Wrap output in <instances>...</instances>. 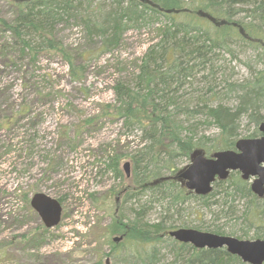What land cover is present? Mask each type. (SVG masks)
Masks as SVG:
<instances>
[{"label":"trees","instance_id":"1","mask_svg":"<svg viewBox=\"0 0 264 264\" xmlns=\"http://www.w3.org/2000/svg\"><path fill=\"white\" fill-rule=\"evenodd\" d=\"M7 1L13 5V15L0 17V28L10 34V56L34 60L41 55L59 56L74 80H81L85 72L77 60L92 56L87 58V52H71L65 46L57 34L62 23H82L86 38H99L98 52L119 46L131 28L158 29V40L147 47L134 79L118 80L114 86L116 101L103 110L112 118H123L130 131H141L143 143L131 154L130 177L120 170L121 154L109 157L108 168L125 177L120 194L126 201H136L137 207L134 217L117 214L106 227V236L117 234L123 239L118 243L109 239L111 249L103 255L110 257L113 264H160V254L164 255L161 245L168 244L173 258L163 264H247L226 248H197L174 239L169 231L188 226L182 214H189L187 203L201 200L207 205H226L230 197L239 195L249 204L243 215L247 230L254 227V238H264V208L240 172H231L226 180L216 181L212 192L205 196L188 190L178 176L180 169L176 172L179 158L190 161L196 151L211 154L234 148L245 116L254 124V131L246 137L260 135L258 127L264 120V0ZM234 45L256 49L263 65L252 67L250 76L243 80L228 82L229 91L235 92L238 101L231 106L217 102L220 92L208 73L200 80L203 86L196 77L201 71L210 70L211 75L218 72L220 54L234 52ZM26 112L27 108L20 106L12 114L14 117L0 118V127L8 129ZM212 125L219 129L217 137L202 140L206 135L198 136L197 130H208ZM145 195L150 199L143 203ZM24 199L28 201L29 193ZM166 199L168 207H178V219L169 221L168 214L155 221L148 219L150 202ZM224 229L214 226L206 231L226 234ZM234 234L235 231L229 233ZM95 264H102V259Z\"/></svg>","mask_w":264,"mask_h":264},{"label":"rangeland","instance_id":"2","mask_svg":"<svg viewBox=\"0 0 264 264\" xmlns=\"http://www.w3.org/2000/svg\"><path fill=\"white\" fill-rule=\"evenodd\" d=\"M12 15L13 5L0 0V17ZM57 31L71 52L85 51L87 58L92 56L77 60L85 68L81 80L71 77L59 56L41 55L35 60L16 56V61L9 54L10 34L0 28V118L12 115L20 106L27 108L8 129L0 127V264H95L99 259L106 264L110 257L103 254L111 249L109 239L117 235L106 236V227L117 214L134 217L137 207L136 201L120 196L125 177L110 170L108 161L110 156L121 154L120 170L126 176L123 165L132 161L131 154L142 146L141 131H130L123 118H112L103 110L116 101L117 81L134 79L147 47L158 40V29L131 28L119 46L101 52L97 51L99 38H86L85 27L78 21L62 23ZM232 50L220 54L218 72L201 71L196 77L203 86L200 80L208 73L220 92L217 102L231 106L238 101L228 82L243 80L250 76L252 67L263 65L254 48L234 45ZM204 129L197 130L198 136L206 135L202 140L219 133L216 125ZM239 131L237 139L254 131L248 116L243 117ZM176 162L178 172L190 161L179 158ZM37 192L62 198L61 221L48 230L30 205ZM148 199L145 195L143 203ZM167 202L169 199L150 202L147 218L155 221L168 214L169 221L177 220L181 212L178 207H168ZM257 202L264 208L263 198ZM248 205L239 195L230 197L226 205L193 200L186 204L188 216L182 214L187 227L206 231L220 226L226 234L235 231L234 236L254 239V227L247 230L243 219ZM245 231L249 233L245 235ZM170 248L161 245L164 255L160 254V264L173 258Z\"/></svg>","mask_w":264,"mask_h":264},{"label":"water","instance_id":"3","mask_svg":"<svg viewBox=\"0 0 264 264\" xmlns=\"http://www.w3.org/2000/svg\"><path fill=\"white\" fill-rule=\"evenodd\" d=\"M261 135L240 138L234 149L215 151L207 156L203 151H196L191 162L182 168L178 176L183 184L198 195H206L213 189L217 179L224 180L232 171H240L242 178L251 181L252 191L264 197V121L259 125ZM126 175L130 176V162L124 163ZM31 206L38 213L48 228L56 226L62 217L61 202L50 195L37 192L31 198ZM174 239L192 244L197 248L217 249L225 247L227 251L241 258L248 264H264V239H240L236 236L202 231L192 227H180L169 231ZM122 236H116L119 242ZM110 263V258L106 259Z\"/></svg>","mask_w":264,"mask_h":264}]
</instances>
